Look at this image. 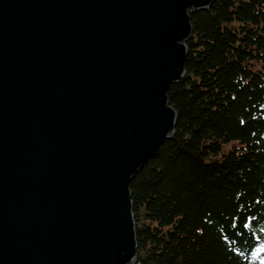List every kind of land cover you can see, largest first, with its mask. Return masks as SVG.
<instances>
[{"label": "water", "instance_id": "obj_1", "mask_svg": "<svg viewBox=\"0 0 264 264\" xmlns=\"http://www.w3.org/2000/svg\"><path fill=\"white\" fill-rule=\"evenodd\" d=\"M213 1L0 0V264H137L129 184Z\"/></svg>", "mask_w": 264, "mask_h": 264}, {"label": "trees", "instance_id": "obj_2", "mask_svg": "<svg viewBox=\"0 0 264 264\" xmlns=\"http://www.w3.org/2000/svg\"><path fill=\"white\" fill-rule=\"evenodd\" d=\"M173 136L129 184L137 264H257L264 245V0L192 15ZM264 264V259L262 263Z\"/></svg>", "mask_w": 264, "mask_h": 264}, {"label": "rangeland", "instance_id": "obj_3", "mask_svg": "<svg viewBox=\"0 0 264 264\" xmlns=\"http://www.w3.org/2000/svg\"><path fill=\"white\" fill-rule=\"evenodd\" d=\"M264 232V229H263ZM253 256H256L257 258V264L262 263L263 259H264V245L260 246L253 254Z\"/></svg>", "mask_w": 264, "mask_h": 264}]
</instances>
